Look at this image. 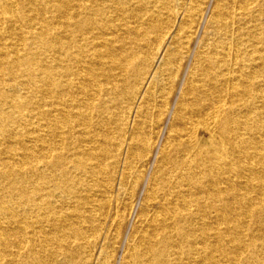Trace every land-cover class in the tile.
<instances>
[{"label":"bare ground","instance_id":"6f19581e","mask_svg":"<svg viewBox=\"0 0 264 264\" xmlns=\"http://www.w3.org/2000/svg\"><path fill=\"white\" fill-rule=\"evenodd\" d=\"M203 1L0 0V264H88L127 214L121 264H264V0H216L170 108ZM153 151L142 208L112 209Z\"/></svg>","mask_w":264,"mask_h":264},{"label":"rangeland","instance_id":"374dc122","mask_svg":"<svg viewBox=\"0 0 264 264\" xmlns=\"http://www.w3.org/2000/svg\"><path fill=\"white\" fill-rule=\"evenodd\" d=\"M217 1H219V0H217ZM216 3H217L216 0H204L202 2V4H201L203 6V7L200 8L201 9V15H200L199 19L196 22V29H197V34L198 35H196V36H194V38H192V40H191V42L189 44L190 47L188 46V48L190 49L191 53H190V55L188 57L184 58V59H188V58L189 59L188 60H184V59L182 60L181 68L182 67L183 68L182 69L180 68L178 74L175 77V81H178V82L175 83V87H174L175 90L173 89L171 94L169 95L170 101L168 99V104H169V107L171 106L170 108L174 107L175 106L174 104H176L177 101H179V99H180L179 98V93H181V90L186 87V83L189 80V78L191 77V74H192L194 66H195V62H194L195 60L194 59H195L196 53L200 52V50L202 48L201 47L202 45L200 44V43H202L201 41H203V39L205 38L207 33H210L212 31V27L213 26L211 24V15L213 14V10L215 9L214 7L216 6ZM204 4L206 5V7H205ZM202 11H203V13H202ZM206 14H207V16H206ZM203 20H204V22H203ZM201 28H202V30L200 31ZM191 68H192V70H191ZM189 75H190V77H189ZM95 121H99V119L96 118ZM162 123H163L162 124V129L163 130H162V135H161L160 141H162V139H163L162 136L164 137V135H165L164 134L165 130H167V128L169 127V117L168 118H163V122ZM96 135L98 137L101 136V134H99V133H97ZM138 157L139 156H136L135 158H133L134 165L132 166V168H130L125 173L127 180H129V184L130 185H128L127 187H122L119 184H116L115 185V189L113 190V196L111 198V208L117 210V212L121 213L124 205H128V206L132 207L133 210H135V208L138 209V207L142 208L143 201H144V199L146 198V196H147V194L149 192L147 190L150 189V187H151V181L157 175L156 169H157V167L159 165V161H158L159 160V156L157 155L156 152L153 151L149 155L148 161L146 162V164L147 163L148 164L147 165L145 164V166L142 167L143 169L141 168L140 171H139V169H138V171L136 170V168H138L137 165L138 166L141 165V161H139V160H141L140 159L141 157H139V158ZM124 158H125V154H123V156H121V158H120V162L121 163H120L119 167L116 168L117 170H115V173H116L115 174L116 175L115 176V178H116L115 180H119L120 176L125 171V170H123V164H122L123 161H124ZM149 159L151 160L150 162H149ZM112 162H113V160L109 159V160H107V161H105L103 163H104L105 166L112 167V165L110 166V164H113ZM152 163H153V165H152ZM148 165H149V167H148ZM81 169H82V167L79 169V171H81ZM154 169H155V171H154ZM112 171H114V170L112 169ZM82 180H97V179H96V177H91V175L88 174V176H86V178H82ZM131 198H132V200H131ZM67 199L68 200L61 199L62 202L64 201L63 204H62V207H64V210L69 209V206H70L69 202L71 200H73L72 195L69 194V197ZM123 201H124V203H123ZM88 208H89V206H88ZM117 221H118V227H120V226L121 227L120 228L117 227V232H116V236H115L114 239L111 236L112 235L111 234V231H112L111 228L109 229L106 226V228H103V229L100 230V228H97V224L96 223L94 224V227L96 228V230H94L95 232H90V234L88 233L86 235V237H85V245H86L85 246V252L89 256L88 264H117V262H118V264H121L122 257L125 255V253H127V251H128L127 249L131 246V243L133 242L134 231H135V227H136V220H135V217L133 215L127 214V215H123L121 217L119 216L117 218ZM124 223H125V225H123ZM123 227H125V229ZM113 230H115V228ZM94 233H96V234H94ZM92 238H94V239H92ZM111 243H112V245H111ZM109 244H110V248H112V249L109 248L110 251L108 249V245ZM94 249H96V250L94 251ZM125 250H127V251H125ZM105 251H109L111 253V255H112V257L110 259L111 262L109 261V263L106 262V259H105L106 256H104V254H103ZM82 260L83 259H81V258L78 259V261H77L78 264H84V260L83 261Z\"/></svg>","mask_w":264,"mask_h":264}]
</instances>
